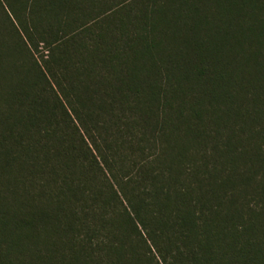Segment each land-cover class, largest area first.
I'll use <instances>...</instances> for the list:
<instances>
[{
	"label": "trees",
	"instance_id": "trees-1",
	"mask_svg": "<svg viewBox=\"0 0 264 264\" xmlns=\"http://www.w3.org/2000/svg\"><path fill=\"white\" fill-rule=\"evenodd\" d=\"M0 264H264V0H0Z\"/></svg>",
	"mask_w": 264,
	"mask_h": 264
}]
</instances>
